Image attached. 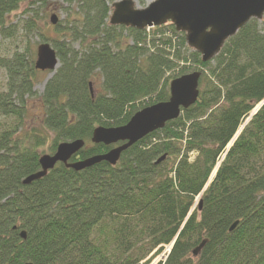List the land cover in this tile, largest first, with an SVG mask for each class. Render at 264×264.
<instances>
[{"label":"trees","instance_id":"obj_1","mask_svg":"<svg viewBox=\"0 0 264 264\" xmlns=\"http://www.w3.org/2000/svg\"><path fill=\"white\" fill-rule=\"evenodd\" d=\"M55 1L72 11L55 26L60 66L39 98L33 54L0 50L7 76L0 90V264H151L173 243L158 264H264V105L227 152L264 102V19L251 20L208 63L170 23L151 33L111 26L118 0H0V38L14 35L10 15L28 3L24 29L46 43L38 21ZM196 71L197 103L116 166L76 172L59 163L23 185L40 171L49 134L50 155L63 142L85 141L70 163L103 155L113 146L91 143L96 127L126 125L168 101L173 79ZM97 77L102 90L95 93ZM36 106L39 128L27 122Z\"/></svg>","mask_w":264,"mask_h":264},{"label":"water","instance_id":"obj_2","mask_svg":"<svg viewBox=\"0 0 264 264\" xmlns=\"http://www.w3.org/2000/svg\"><path fill=\"white\" fill-rule=\"evenodd\" d=\"M263 19L264 0H153L147 7L141 9L134 0H118L112 5L109 23L114 27L136 31L170 23L176 32L185 34L187 46L199 53L204 63H208L213 61L229 39L237 35L251 20ZM58 22L56 15L51 16L53 26ZM34 65L37 71L55 73L59 68L60 60L50 44L42 43L38 46ZM201 76V72L196 71L173 79L169 84L168 101L140 110L124 126L96 127L92 133L91 143L113 146L107 153L70 163L86 143L83 140L63 142L57 146L53 155L40 157V171L28 176L23 181V185H31L46 177L59 163L76 172L103 162L116 166L124 152L150 134L164 129L169 122L179 119L183 110L197 103L200 96ZM263 105L264 102L261 107ZM164 160L165 156L160 158L157 164ZM199 208H202V202ZM237 225L238 222L230 228V231H233ZM21 238L27 239L26 232L21 233ZM205 244L206 242H203L193 252L195 257Z\"/></svg>","mask_w":264,"mask_h":264},{"label":"rangeland","instance_id":"obj_3","mask_svg":"<svg viewBox=\"0 0 264 264\" xmlns=\"http://www.w3.org/2000/svg\"><path fill=\"white\" fill-rule=\"evenodd\" d=\"M153 0H146V6L152 2ZM28 3H24L19 10L20 12L14 13L10 15L9 18V24H13L14 30L16 32L14 35L10 38H0V50L2 55H12L13 53L19 51L23 52L26 49L30 51V53L33 54V59L36 61L37 57V49L40 44H42V41L40 40V37L36 35L30 34L26 29H24V21L29 13L24 14L23 11L27 8ZM138 8H144L140 5H138ZM72 11V9L69 8L68 4H65L62 1L58 2H50V6L46 8V12L42 16V19L38 21V32L42 33L44 37L49 39L46 43L50 44L52 46V41L54 39H58L60 36L55 32V27L51 24V16L56 15L59 19V23L63 25L64 20L67 19V15ZM260 22H263L260 21ZM10 24V25H11ZM150 33L152 32L151 30ZM53 75L48 73H38L36 75V86L35 90L37 92V97L41 96L44 92L45 85L47 82L52 78ZM7 81V76L4 70L0 69V90H5ZM101 81L97 77L94 82L92 83L93 92L98 93L101 89ZM37 104V102H36ZM262 104L258 105L251 116L244 122L243 126L240 128V132L245 127L249 120L253 117V115L259 110ZM257 110V111H256ZM40 117H42V111L39 106H36L35 108H31L29 111V117H28V125L39 128L40 127ZM3 121L0 118V127L3 125ZM31 128V127H30ZM45 134V133H44ZM55 140V136L53 134L48 135V141L46 145L39 149V152L44 155H49L51 152V148L53 146ZM230 147V145L228 146ZM194 159V158H192ZM213 177V175H212ZM171 246H168L165 248V250L162 252L161 255L157 256L153 259L151 264H158L161 261H164L165 258L170 253Z\"/></svg>","mask_w":264,"mask_h":264},{"label":"bare ground","instance_id":"obj_4","mask_svg":"<svg viewBox=\"0 0 264 264\" xmlns=\"http://www.w3.org/2000/svg\"><path fill=\"white\" fill-rule=\"evenodd\" d=\"M214 174H215V172H214Z\"/></svg>","mask_w":264,"mask_h":264}]
</instances>
